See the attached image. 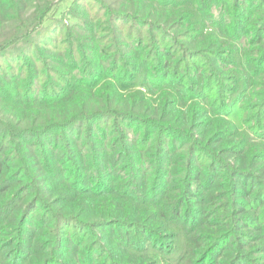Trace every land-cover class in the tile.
<instances>
[{
	"label": "trees",
	"instance_id": "trees-1",
	"mask_svg": "<svg viewBox=\"0 0 264 264\" xmlns=\"http://www.w3.org/2000/svg\"><path fill=\"white\" fill-rule=\"evenodd\" d=\"M66 1L0 0V235L12 230L9 236L15 239L8 246V263L61 264L69 233L78 229L87 233L120 225L126 229V238H120L118 246L152 252L157 243L156 249L161 248L163 243L155 240L158 234L139 226L143 217L137 205L147 210L167 201L170 192L178 193L172 204L174 218L193 221L192 200L197 196L193 184L204 174L194 162L200 151L207 152L202 142L214 137L223 139L231 150L228 161L233 159L225 166L229 167L231 202L224 211L232 217L224 237L228 241L233 229L250 223L242 216L253 210L248 198L264 177L250 172L254 150L247 159L251 144L240 133L244 128L252 140L264 141L259 119L264 80L254 82L264 77L263 0L242 2L256 11L254 21H231L246 35L253 28L258 37L254 48L249 47V39L223 30L228 29L224 11L231 5L242 7L236 0H89L85 6L78 0L81 9L76 7L69 14L71 27L65 29L62 45L55 44L51 36L65 28V22L53 14ZM138 4L145 5V10L136 9ZM213 7L217 13H212ZM126 21L131 24L125 25ZM220 31L225 35L219 40ZM85 34L89 40L78 46ZM17 63H22L20 69L14 70ZM243 113L252 117L244 119ZM204 117L207 129L200 133L198 119ZM109 124V133L103 131L102 125ZM133 126L143 127V141L135 137ZM47 137H54L55 148L47 145ZM218 151L206 153L212 175L226 164L218 160ZM172 155L174 162L168 166ZM121 164L126 165L123 175L118 170ZM171 171L175 177L183 176L176 188L170 187ZM66 175L74 195L83 196L69 205L71 213L55 208L46 196L47 201L38 198L47 189L39 182L42 178L51 181ZM121 176L126 182L118 184ZM89 191L101 199L96 201L101 206L99 215L109 218L90 221L89 209L81 214ZM140 192L148 196L134 198ZM109 194L116 195V202H104ZM39 209L44 211L42 216L30 224ZM114 211L118 216H113ZM161 218L171 216L165 210ZM128 219L133 226H128L132 225ZM49 225L52 241L46 242L47 235L43 242L40 238L35 254L39 260L31 261L35 234ZM87 241L85 234V240L75 244L84 247ZM52 243L55 253L47 250ZM93 249L83 256L84 264L92 263Z\"/></svg>",
	"mask_w": 264,
	"mask_h": 264
},
{
	"label": "rangeland",
	"instance_id": "rangeland-1",
	"mask_svg": "<svg viewBox=\"0 0 264 264\" xmlns=\"http://www.w3.org/2000/svg\"><path fill=\"white\" fill-rule=\"evenodd\" d=\"M78 0H68L62 5H60L57 9V11L53 14V16L57 17V19H60L62 22H65V28H61L58 31H54L55 33L52 38V42L55 44L62 45L65 37H66V28L71 27L72 21L71 17H69V14L72 13L73 9L77 7L76 3ZM82 4L85 6L87 2H90L89 0H81ZM100 2V0H99ZM243 0H236V3H240L242 6L241 8H233L231 5L230 9L225 10V18L227 19V30L229 33H231L233 36L237 38H243L245 41L249 39V42L251 45L249 47L254 48V42H256L258 37H255L252 30L253 28L249 29L248 35L245 33H241L240 28L235 27L232 25L231 21L235 19H241L244 20V22H250L254 21L258 15H256V11L248 7L246 5H243ZM264 4V0L262 1ZM248 3V1H247ZM99 3H95V6ZM81 9L79 6L77 7ZM76 8V9H77ZM103 6L100 7V10H102ZM145 5H139L136 9L139 10H145ZM212 13H217L216 7H213L211 10ZM56 19V18H55ZM126 21L124 22L125 25L131 24V22ZM104 26L108 24L107 22H104ZM102 26V25H100ZM103 26V27H104ZM134 27V23L132 24V29ZM236 30H239L238 32ZM252 32V33H251ZM135 34V33H134ZM217 35H220L219 40L222 38L224 33L222 31L218 32ZM90 36L89 34H85L84 40L78 42L79 45H84L85 41H88ZM108 38V36L104 37ZM136 38V35H135ZM107 40V39H106ZM110 41V40H107ZM114 41V40H111ZM121 42L126 44L127 40L125 38L121 39ZM80 49V48H79ZM242 53V52H241ZM233 60V59H231ZM22 64V63H20ZM20 64H14V70L20 69ZM233 64V63H231ZM52 67L49 65L48 70H51ZM8 70V69H7ZM260 72H263L260 70ZM256 78V77H255ZM264 77H258L256 78V81L259 82ZM249 80V79H248ZM264 88V87H263ZM251 91H254V87L251 89ZM242 117L244 119H249L252 116L247 113H243ZM259 119H261L262 127H264V107H263V115L262 118L259 116ZM198 122H201V132H204L207 129V120L205 117L199 118ZM241 121H236L237 125H240ZM133 133L136 135L135 137H139L138 141H143V127H135L133 126ZM102 130L109 133L110 130V124L109 127L102 125ZM137 133V134H135ZM243 140L251 144V147L249 148V154L247 155V159L251 153V149L254 150V162L251 165L250 172L257 173V174H264V141L262 140H252L247 132L244 130L240 131ZM47 145L55 148L56 145H53L52 142L54 141V137H47L46 139ZM221 140V143H217L215 145V142H218ZM56 141V139H55ZM57 142V141H56ZM205 144V149L207 152L200 151L197 154V160L194 162L196 163L195 168L197 170L201 169L204 171V174L202 173V180L197 182V184H193L196 188V197L192 200L193 202V211L196 213L195 219L190 222H183L182 220H177L174 218V209H172V204L175 202L176 199H178L179 194L170 192V195H168L167 201L162 203H157V205H154L153 207L149 209L141 208L137 205L138 213L141 214L143 217V222L139 225L140 227H148L155 231L158 236L155 237V240L157 242L163 243L161 248H157V243L154 244V251L149 252L146 251L148 248H142L140 251H134L130 250L128 247L124 248L121 246H118L116 242L120 240V238H126V229L121 228L119 226L109 228L106 231L103 229H95V230H88L87 233H85L82 229H78L75 232L71 231L69 233V244L66 245L63 255L59 262L61 264H84L83 256L86 254V252L89 250L91 252V248H94L93 251H95V257L92 260V263L89 264H127V260H131V264H264V177L262 178V181L259 183L260 187L255 186L254 187V193L253 197L248 198L249 202L253 208L252 211H250L249 215H243L242 218L248 220L250 223L245 222L244 224H240L238 229H233L230 233H232L230 239L228 241H225L224 237L228 234V230L230 229V226L232 225V217L229 213H226L224 210L226 208H229V204L231 202V193H230V184H229V167L230 163L233 162V159L229 162L228 158L230 156H227L228 152L231 154V150L229 146L223 142V139L221 138H215L209 139L207 138L206 142H202ZM175 145V143H174ZM171 148V146H169ZM218 148L219 151L217 154H219V161L222 164L221 160H225V165L218 166L216 172L214 171V174L212 175L213 169H211L208 164H206V153L212 154L215 153V149ZM223 153H226V155H223ZM174 155L167 158V165L170 166L172 162H174L173 157ZM239 160L246 161L243 158H240ZM239 162H236L235 165H238ZM151 164H149V167ZM226 168V169H225ZM126 169V165L121 164L118 166V170L121 173V175L124 174V171ZM146 170H148L146 168ZM171 170L174 172L177 169V167H172ZM171 171L170 178L172 181H170V187H177V182L182 180L183 176L180 175L178 177L173 176L174 173ZM220 171V172H219ZM144 174V172H142ZM212 175L211 180H209V175ZM123 178V181H117L118 184L125 183V177L121 176ZM214 178V179H213ZM70 175H66L63 177V179H56L49 181V178L45 177L42 178L39 182L42 184L43 188L45 189L42 193L39 192L38 198L45 200L43 196H46L51 201V203H55V208L61 210L64 213H71L73 211V208L69 207L76 198H82L83 196H75L72 192V186L70 185ZM213 179V180H212ZM145 180V178H141L140 181ZM254 182V180H253ZM111 186H113V181L110 182ZM68 187H70V190H68ZM32 188V187H31ZM59 190H63L62 192H59ZM171 190V189H170ZM259 192V193H258ZM173 193V194H172ZM258 193V194H257ZM172 194V195H171ZM145 195L148 196V193L142 194L136 193V197L138 199H142L141 196ZM87 196V202L86 205L82 208L81 214H86L88 219L94 220V219H103V218H109V216L106 215H99L98 208L101 207L100 203H96L99 199L98 196L94 194V192L89 191L84 197ZM106 202H116L115 201V194H109L106 195ZM171 196V197H170ZM202 200V204L200 203V199ZM104 198V197H103ZM113 198V199H111ZM167 198V197H164ZM128 200H132L128 197L124 198ZM119 200V199H118ZM241 202H244L243 199ZM47 201V200H45ZM121 201V200H119ZM133 201V200H132ZM89 202H92L89 204ZM246 202V201H245ZM123 204V202H122ZM120 204V206H122ZM43 209L46 207L43 206ZM86 209H89V211H86ZM232 209V208H231ZM250 209V208H249ZM167 210L169 212V215L171 216V219L161 218L162 213ZM43 210L39 209L36 213H34L29 220V223L36 222L40 219V217L43 214ZM117 211H114L113 216H118ZM204 212H207L204 214ZM56 213V212H54ZM199 213L201 214V217H199ZM19 218V215H15V220ZM240 218V217H239ZM126 220V219H125ZM131 220V219H128ZM129 222V221H127ZM131 220L133 226L134 223ZM35 224V223H33ZM90 224V223H89ZM250 224V225H249ZM31 226V225H30ZM28 226V227H30ZM91 226V225H90ZM94 227V225H92ZM122 226V225H121ZM255 226H260V230L256 231ZM95 228V227H94ZM52 227L45 226L44 229H39L38 232H36L35 236L36 239L34 242V247L32 248V254L29 258L31 261L34 259L39 260L35 258V254L37 251V241H39L40 238L43 240L45 239L47 235V241H52V235L51 231ZM12 232L9 231L8 233H2L0 235V264H10L8 263L7 254L10 253V249L8 248L11 241L13 242L15 239H11L9 236V233ZM15 232V235L17 237V230L13 231ZM237 232V234H236ZM229 233V234H230ZM85 234H88V240L86 242V245L84 247L82 246H76L75 240H80L83 242L85 240ZM79 236V239H78ZM48 244V243H47ZM53 243L50 245H47V250L52 251L53 250ZM79 250V253H76V251ZM55 253V250H53ZM136 252V253H135ZM217 255V257H212V254ZM202 254V255H201ZM46 255V254H45ZM57 255V253H56ZM89 255V254H88ZM204 257H211L212 260H204L200 259L201 256ZM201 257V258H202ZM219 259V260H217ZM244 259L245 261L241 260ZM21 264V263H19ZM59 264V263H58ZM87 264V263H85Z\"/></svg>",
	"mask_w": 264,
	"mask_h": 264
}]
</instances>
